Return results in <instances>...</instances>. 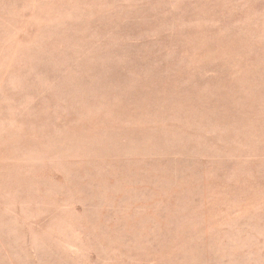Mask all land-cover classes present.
I'll return each instance as SVG.
<instances>
[{
    "label": "rangeland",
    "instance_id": "rangeland-1",
    "mask_svg": "<svg viewBox=\"0 0 264 264\" xmlns=\"http://www.w3.org/2000/svg\"><path fill=\"white\" fill-rule=\"evenodd\" d=\"M0 264H264V0H0Z\"/></svg>",
    "mask_w": 264,
    "mask_h": 264
}]
</instances>
